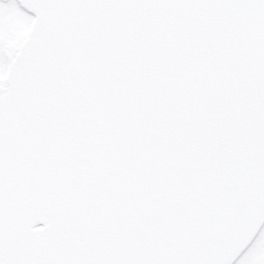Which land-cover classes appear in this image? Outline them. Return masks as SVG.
<instances>
[{"label": "snow or ice", "instance_id": "snow-or-ice-1", "mask_svg": "<svg viewBox=\"0 0 264 264\" xmlns=\"http://www.w3.org/2000/svg\"><path fill=\"white\" fill-rule=\"evenodd\" d=\"M0 264H264V0H0Z\"/></svg>", "mask_w": 264, "mask_h": 264}]
</instances>
